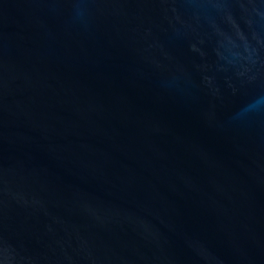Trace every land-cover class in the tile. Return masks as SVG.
<instances>
[{"label": "water", "instance_id": "water-1", "mask_svg": "<svg viewBox=\"0 0 264 264\" xmlns=\"http://www.w3.org/2000/svg\"><path fill=\"white\" fill-rule=\"evenodd\" d=\"M0 264H264V0H0Z\"/></svg>", "mask_w": 264, "mask_h": 264}]
</instances>
